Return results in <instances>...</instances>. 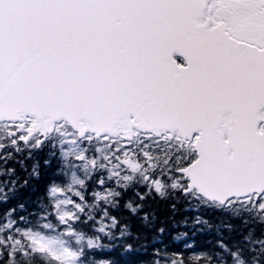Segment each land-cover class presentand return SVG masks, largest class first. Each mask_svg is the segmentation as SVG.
Returning a JSON list of instances; mask_svg holds the SVG:
<instances>
[{
	"label": "snow or ice",
	"instance_id": "1",
	"mask_svg": "<svg viewBox=\"0 0 264 264\" xmlns=\"http://www.w3.org/2000/svg\"><path fill=\"white\" fill-rule=\"evenodd\" d=\"M0 178V264H264V0H0Z\"/></svg>",
	"mask_w": 264,
	"mask_h": 264
},
{
	"label": "trees",
	"instance_id": "2",
	"mask_svg": "<svg viewBox=\"0 0 264 264\" xmlns=\"http://www.w3.org/2000/svg\"><path fill=\"white\" fill-rule=\"evenodd\" d=\"M27 163H31V161H28ZM17 167V171L19 172V165L16 166ZM21 176H23V173H19ZM2 179V178H0ZM206 215L208 216L210 222L215 226L216 224L220 223V214L218 213H206Z\"/></svg>",
	"mask_w": 264,
	"mask_h": 264
}]
</instances>
